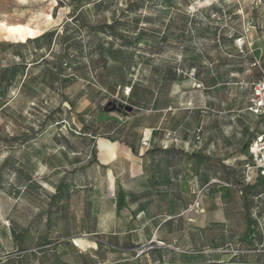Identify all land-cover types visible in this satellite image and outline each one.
<instances>
[{"label":"rangeland","instance_id":"1","mask_svg":"<svg viewBox=\"0 0 264 264\" xmlns=\"http://www.w3.org/2000/svg\"><path fill=\"white\" fill-rule=\"evenodd\" d=\"M263 77L264 0H0V264H264Z\"/></svg>","mask_w":264,"mask_h":264},{"label":"built area","instance_id":"2","mask_svg":"<svg viewBox=\"0 0 264 264\" xmlns=\"http://www.w3.org/2000/svg\"><path fill=\"white\" fill-rule=\"evenodd\" d=\"M250 109L264 122V77L255 84ZM250 154L251 160L246 164L245 172L248 182L264 177V123L261 132L251 142Z\"/></svg>","mask_w":264,"mask_h":264},{"label":"bare ground","instance_id":"3","mask_svg":"<svg viewBox=\"0 0 264 264\" xmlns=\"http://www.w3.org/2000/svg\"><path fill=\"white\" fill-rule=\"evenodd\" d=\"M100 157L103 162H108L116 157L114 143L108 139L100 138L99 140ZM78 242L82 244V240L79 238Z\"/></svg>","mask_w":264,"mask_h":264},{"label":"trees","instance_id":"4","mask_svg":"<svg viewBox=\"0 0 264 264\" xmlns=\"http://www.w3.org/2000/svg\"><path fill=\"white\" fill-rule=\"evenodd\" d=\"M46 33H43L42 35L38 36V37H35L34 39L38 40L40 38H42ZM94 136H97L96 134H94ZM129 147L132 148V150L136 153V149L135 147L132 145V144H129V143H126Z\"/></svg>","mask_w":264,"mask_h":264}]
</instances>
